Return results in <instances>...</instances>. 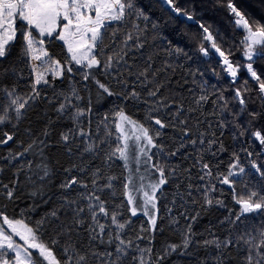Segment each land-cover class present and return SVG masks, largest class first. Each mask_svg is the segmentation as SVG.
<instances>
[{
  "label": "trees",
  "instance_id": "obj_1",
  "mask_svg": "<svg viewBox=\"0 0 264 264\" xmlns=\"http://www.w3.org/2000/svg\"><path fill=\"white\" fill-rule=\"evenodd\" d=\"M229 2L244 15L254 31L264 26V0H173L180 13L164 0H133L143 15L129 10L124 21L114 22L108 28L102 50L94 51L101 65L92 69L76 65L74 61L69 63L71 55L64 42L57 39V33L45 37L43 41L51 56L65 68L72 67V71H63L54 81L46 124L25 145L26 148L33 140L43 141L40 146L43 154L34 146L25 152L26 165L14 169L6 183L0 179V212L33 229H37V221L43 220L36 232L37 242L50 246L58 261L74 255V250L112 252L115 259V237L119 234L126 244L129 240L132 242L120 264H139L141 257L145 264H218V260L223 264H247L249 245L245 241L252 239L253 244L260 243L264 210L241 215L237 201L248 199L252 192L264 197L261 176L264 144L254 135L259 131L264 137V93L259 90V83L264 81V55L254 56L252 61L244 55L245 46L241 42L247 31L235 24L237 17L228 7ZM203 28L208 29L212 40L206 39L208 33ZM129 34L132 39L125 45ZM213 42L237 68L235 78L226 70L223 57L212 48ZM201 47L208 50L207 54L200 51ZM256 48L260 50V46ZM118 54L123 59H118ZM109 56L113 57L112 67L105 69L103 65ZM250 62L260 81L248 71ZM85 74L88 79H84ZM8 80L18 84L12 88L24 98L23 88H32L34 84L31 67L17 66ZM96 81L105 84L111 95ZM237 89L244 104L236 97ZM152 91H156L155 96H149ZM132 92L138 96L133 97ZM201 96L207 99L200 101ZM8 103V96L0 95V115L5 113ZM61 104L66 108L58 111ZM78 109L83 110V115L73 119ZM121 109L148 127L150 134L158 129L154 121L146 120L150 109H154L152 116L168 125L155 139L162 147L151 148L150 160L136 152L138 164L142 163L144 170L142 174L132 169L137 161L131 156L126 167L119 153L112 155L124 143L117 140L119 133L115 129V122L119 120L115 114ZM7 111L11 116V109ZM11 125L10 121L0 124V139H7L5 134L14 138ZM185 127L189 129L187 134L183 131ZM81 130L84 135L80 134ZM107 132L112 134L106 135ZM62 134H67L69 140L63 141ZM89 144L94 146L92 151H86ZM2 145L0 162L4 154ZM138 146L144 147L143 141ZM237 157L245 171L240 173L239 167L232 169L237 173L229 177L232 183H223L229 166L237 163ZM42 164L50 169V175L43 180L40 179L43 169L38 167ZM153 164L164 168L166 179L156 192L155 226L144 213L132 215L125 188L129 176L134 178L136 188L148 178L158 183L160 173ZM73 165L76 167L72 168ZM96 169L99 172L94 176ZM209 171L211 175L207 174ZM72 176L87 184V188L78 184L62 189L60 185ZM4 185L13 190L11 198ZM34 191L36 195L32 194ZM90 194L98 195L105 202L107 216L97 209V220L105 225L102 234L88 211V204L96 203L87 199ZM69 200L77 203L69 205L66 202ZM208 200L212 203H207ZM137 203L141 205V199ZM78 207L84 208L83 224L64 232L63 225L69 224L72 209ZM54 211L55 217L51 215ZM113 213L118 223L125 224L124 229L112 224ZM110 235L113 243H108ZM186 236L190 243L185 248ZM214 238L221 242L220 248L215 244L205 246L204 241ZM53 240L57 243L52 244ZM227 240L231 243L223 247ZM69 244L74 249L69 248L66 254L64 249ZM170 245L178 247L172 251ZM91 264L99 261L93 257Z\"/></svg>",
  "mask_w": 264,
  "mask_h": 264
},
{
  "label": "snow or ice",
  "instance_id": "obj_2",
  "mask_svg": "<svg viewBox=\"0 0 264 264\" xmlns=\"http://www.w3.org/2000/svg\"><path fill=\"white\" fill-rule=\"evenodd\" d=\"M167 5L172 6L176 13H180L181 9L176 8L173 0H164ZM228 7L231 11L235 14L237 19L235 20V24L238 26H242L248 33V35L244 38L241 42L245 46L244 55L249 59V61L253 60L254 56H261L264 55V26H259L253 31L252 26L249 24L248 20L244 17L242 13H240L234 5L229 2ZM129 10H135L137 15L142 16L143 12L136 9L133 0H0V58L6 55L7 47L9 43L14 39L16 34L15 22L19 19L22 23H25L27 28V32L24 33V40L26 41L25 46V54L31 55L32 59L41 61L42 64L51 62L49 67L44 69V72L51 71L55 72L56 75H61L63 71H72V67H66L60 64L59 60H52L49 56L48 52L45 51L43 48L37 49L35 47L36 44L43 45L44 41L42 39H37L36 36L33 35V32H38L40 37H44L45 35L51 37L53 33L57 32V28L61 27V31L57 33V36L60 40H63L64 43L67 45V50L71 53V58L69 63L75 62L76 65H82L88 69H92L93 67L100 66L101 61L97 58V55L94 54V50L100 49L102 50L101 46L103 45L104 35L107 32L108 28L114 22H121L126 19V17L130 14ZM147 19V17H144ZM191 19V16L188 17ZM203 27V26H201ZM205 33H208L206 36L207 40H212L213 37L211 33L208 32L207 28H203ZM113 37H115V32L112 33ZM132 36L129 34L124 43L127 45L128 40H131ZM142 46V45H140ZM256 46H260V50H257ZM212 48L215 49L216 52L219 53L221 57H223V62L226 65V70L231 73L233 78L237 75V68H235L232 63L229 61L228 56L225 55L223 51L220 50L219 47L213 42ZM37 51L40 52L39 55H36ZM179 52L180 50L177 49ZM201 52L207 54V49L201 47ZM42 57L45 59L42 60ZM118 59H123V56L118 54ZM112 60L113 57H108V62L103 65L105 69L112 67ZM247 69L251 73V76L255 78L257 81H260V77L257 76L256 72L253 71L252 63L247 64ZM44 72H38L36 76L35 83L33 84V92L35 95L30 96L28 99H23L19 95H15L14 89L9 91L7 88L4 89L5 93L9 97V103L6 105L5 113L0 115V124H4L7 121H10L11 117L8 114L7 109L13 108L15 111V118L19 120L22 115L21 110L26 108L29 100L35 99L36 96H39V92L36 91V85L43 83H47L44 79ZM143 75V73H142ZM84 79H88V75H84ZM101 89L105 92H109L107 86L99 81H96ZM159 88H157V91ZM246 90V89H245ZM259 90L261 93H264V81L259 83ZM75 94V93H73ZM131 95L133 97H137L138 93L132 92ZM156 91L149 92V96H155ZM14 97V98H12ZM236 97L240 98V103L244 104L245 101L242 98V94L240 89L236 90ZM67 99V98H66ZM207 98L204 96L200 97V101L206 100ZM23 101V102H22ZM199 103V101H197ZM182 107V105L180 106ZM66 108L65 104H61L58 111H63ZM152 111L154 109H150L149 113L146 116V120L154 121L155 125L158 126V129L154 132V134H150V129L145 127L143 123L133 120L130 116L126 115L124 110L121 109L115 115L119 118L117 122H115V129L119 133L117 136V140H123V146H117L115 152L119 153V157L125 161V166L127 167V162L130 159H135L137 163H139V157L136 156V152L143 154L148 158L151 159V155H149L151 148L162 147V145H157L155 142L156 138L161 136V129L165 128L166 125L162 122L161 119L152 116ZM179 114V108L177 110V115ZM83 115V110L78 109L75 113L76 117ZM180 123L186 124V121H181ZM128 124L132 126V136H129L124 129V125ZM183 131L187 134L189 129L186 127ZM139 134H136V133ZM81 135H84L83 130L80 132ZM111 132H107L106 135H111ZM7 139H0V144H7L8 141L13 139L12 135H7ZM44 135H47L45 131ZM254 135L260 139L261 143L264 144V137H261V133L257 131ZM62 140L68 141L69 136L67 134H62ZM143 141L144 147H139L138 142ZM193 144L196 141H192ZM203 143V141H201ZM43 145V141L37 142L33 140L31 144H29L24 151L28 152L34 146L40 148L41 155L43 154V148L40 147ZM94 146L92 144L88 145L86 151H92ZM71 149H69V152ZM173 155L175 153H172ZM17 156L23 155V153H16ZM15 159V156L12 157ZM145 160V163L148 162ZM31 163H29L28 167L31 168ZM43 169V176L40 177L41 180L44 177L50 175V169L47 164L38 165ZM76 165H73L72 168H75ZM153 168L160 173V179L158 183H154L149 185L151 189V194L148 191L143 192L144 196V210L147 212V206L151 205V207H155V200H156V192L162 185L166 183V179L164 177V168L160 167L158 164H153ZM203 167L208 169V165L204 164ZM239 167V172L243 173L245 170L243 167L239 166L238 157L237 163L231 164L229 166V173L228 176H225L223 179V183L230 184L232 181L229 177H233L237 175V173L233 172L232 169ZM255 167V165H253ZM2 170V169H0ZM84 169H80L83 171ZM259 172V168L256 169ZM66 171H71V169H66ZM99 172V169H96V172L93 173L95 176L96 173ZM211 175L209 171L207 173ZM261 176L264 177V173H261ZM111 179V178H110ZM143 177H141V180ZM132 184V189L135 192H139L144 186L141 185L140 188H136L134 181L130 180ZM82 185L83 187L87 188V184L83 183V181L79 180L77 177L72 176L70 179L65 180L60 187L62 189H70L75 185ZM93 186L96 185V180H92ZM107 187H111V184H108ZM129 184H125V188H128ZM5 189H8L7 185H4ZM39 191V189L37 190ZM36 195L34 191L32 193ZM7 196L11 198L13 196V190H7ZM83 197V194H81ZM256 198L255 202L253 199ZM89 201H95V204L89 203L88 204V211L91 213V219L94 224L99 228L100 233L102 234L105 225L101 224L97 220V209L100 214L105 216L108 215L105 207V202L101 200L98 195L90 194L87 196ZM264 197H258L256 192L250 193L248 199H239L237 202L240 205V212L241 215L253 213L257 210H264ZM69 205L76 204L77 201L69 200L66 201ZM128 203H134V197L129 194L128 195ZM207 203L211 204L212 201L208 200ZM84 212V208L78 207L72 209V218L69 224L63 225L64 232H71L72 226L83 224V219H81V213ZM132 215H136L137 209L133 207L131 209ZM53 217L57 216V213L54 211L51 213ZM0 216L3 217V222L6 223L11 229L12 232L19 235L22 240L28 244V248L37 249L38 252L34 257L31 252L28 251V248H22V246L17 245L15 241H13L11 235H6L4 229L0 227V249H4L5 247L8 249L15 250V264H44L45 261L48 264H91V260L95 257L99 264H120L122 258L127 255L126 248L131 247L132 242L129 240L127 244L124 240L120 239L119 234L116 235V247H115V259H112L113 253L112 252H80L79 250H74V255H68L67 259L63 261L56 260L55 256L53 255L52 249L50 246L45 245L44 243L37 242V235L36 232L41 224H43V220L37 221V229H33L28 227V225L24 224L23 221L20 220H10L7 216H4L2 212H0ZM240 216H237V220H239ZM112 224L116 225L117 229H124V223H118L117 216L115 213L111 216ZM151 223L153 226L156 224V219L153 217L151 219ZM91 229V226H90ZM94 231L95 229H91ZM188 233H191V225L188 226ZM261 241L259 244H253L252 239L245 241L249 245L248 255L246 257L247 264H264V229L260 232ZM95 239V236H92ZM243 239V237H241ZM30 242V243H29ZM52 244H56L57 241L53 240ZM108 243H113V238L111 235L109 236ZM190 243V239L186 236L183 240V246L186 248ZM231 243V240H227L223 242V247H227L228 244ZM205 246L208 244H215L217 248L221 247V242L214 238L211 241H204ZM172 251H175L178 245H170L169 246ZM69 248L74 249V245L69 244L68 247H65L64 252L67 254L69 252ZM142 252L145 250H141ZM148 252L151 249H147ZM255 253V255H254ZM2 254V253H0ZM100 257H104V260H100ZM135 259V257L133 258ZM3 264H9V261H3ZM139 264H145L143 258H140ZM218 264H223L222 261L218 260Z\"/></svg>",
  "mask_w": 264,
  "mask_h": 264
},
{
  "label": "rangeland",
  "instance_id": "obj_3",
  "mask_svg": "<svg viewBox=\"0 0 264 264\" xmlns=\"http://www.w3.org/2000/svg\"><path fill=\"white\" fill-rule=\"evenodd\" d=\"M61 27L57 28V32L53 33L56 34L59 31H61ZM15 28H16V34L14 39L9 43L6 51V55L2 58H0V95L7 96L4 89L7 88L9 91L13 90L12 87L17 88L18 84L15 82H10L8 80V77L13 76V70L19 67L20 65L26 64L31 67L33 72V79L34 83L36 80V76L38 72H44V69L46 67H49L50 61L48 63L42 64L41 61L32 59L31 55L25 54V46L26 41L24 40V33L27 32V28L25 26V23H22L19 19L15 22ZM33 35L36 36L37 39H44L45 37L49 38V36L45 35L44 37H40L38 35V32L34 31ZM57 39L58 36H57ZM15 40H17V43L15 44ZM60 40V39H59ZM64 42L63 40H61ZM65 44V43H64ZM66 48L67 45L65 44ZM35 47L39 50L43 48L45 51L48 52L49 56L52 60L54 59L51 56L50 51L45 47V44L43 45L36 44ZM95 51V50H94ZM40 52L37 51L36 55H39ZM71 55V53H70ZM45 58L42 57V60ZM24 62L23 64H21ZM61 64V63H60ZM8 70H10V74H8ZM61 75H56L55 72L47 71L44 72V79L47 81V83L41 82V84L36 85V91L39 92V96H36L35 99L29 100L28 104L26 105L25 109H22V115L17 120L15 118V111L14 106L11 109V131L14 133V138L8 142L7 144H4L1 146L3 149V160L0 162V179L2 182L6 183L11 177L14 169L18 167H23L28 163V157L24 151L26 143L31 140L34 136L41 133L43 130L46 121H47V111L51 107V97H52V87L53 83L56 79H58ZM25 97L23 99H28L30 96L35 95L33 92V87L30 88H23ZM16 95V94H15ZM20 95V94H18ZM9 98V97H8ZM23 102V101H22ZM13 116V117H12ZM125 132L132 136V126L125 124L124 125ZM136 134H139L138 132ZM16 153H23V155L17 156ZM15 156V159L12 157ZM134 167L132 168L135 172L142 174L144 172L142 168V163H133ZM131 181H134V178L132 176L128 177V184L129 187L126 191V196L128 197L129 194H131L134 197V203L130 204L131 207H136L137 212L136 213H144L150 220L154 217L157 218V204L155 200V207H151V205L147 206V212L144 210V196L143 192L148 191L151 194V189L149 188V185L157 183L151 179H146L145 183H142L144 187L138 192L133 191ZM158 191V190H157ZM141 199V205H139L137 202ZM152 225V223H151ZM0 227L4 229V232L6 235H11L13 241L17 245L22 246V248H28V244L25 243L24 240L20 238L19 235L12 232V229L3 222V218L0 219ZM30 243V242H29ZM28 251L32 253V255L35 257L38 250L37 249H31L28 248ZM0 264H3V261L7 260L9 261V264H15V250L14 249H0ZM44 264H48L47 261L44 262Z\"/></svg>",
  "mask_w": 264,
  "mask_h": 264
},
{
  "label": "flooded vegetation",
  "instance_id": "obj_4",
  "mask_svg": "<svg viewBox=\"0 0 264 264\" xmlns=\"http://www.w3.org/2000/svg\"><path fill=\"white\" fill-rule=\"evenodd\" d=\"M204 8H205V6H204ZM247 35H248V33L244 34L242 38L244 39Z\"/></svg>",
  "mask_w": 264,
  "mask_h": 264
}]
</instances>
